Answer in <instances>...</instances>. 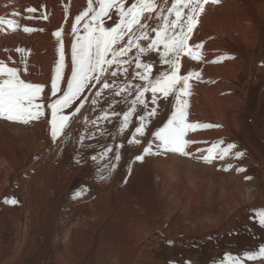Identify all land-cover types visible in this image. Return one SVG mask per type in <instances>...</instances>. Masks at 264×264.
Listing matches in <instances>:
<instances>
[{
    "label": "bare ground",
    "instance_id": "bare-ground-1",
    "mask_svg": "<svg viewBox=\"0 0 264 264\" xmlns=\"http://www.w3.org/2000/svg\"><path fill=\"white\" fill-rule=\"evenodd\" d=\"M28 7L37 11L29 14ZM86 7L87 0H0V17L20 25L16 31L0 25V60L22 67L25 58L27 74L21 72L22 78L46 85L45 118L27 124L0 118V264H176L182 258L192 264L204 261L206 246L215 244V238L221 242L217 257L242 256L253 234L240 230L264 209V0H219L206 5L199 17L189 44L203 42V59L181 58L182 75L200 73V79L190 81L188 121L220 127L188 133L186 139L196 141L186 148L193 155L158 148L148 134L166 122L172 97L159 101V114L140 145L127 140L143 112L132 117L123 134H117L122 117L84 123L83 116L95 120L108 107L113 97L107 90L95 109L86 103L72 119L70 139L52 141L47 104L54 99L50 82L59 60L53 33L63 28L66 82L72 70L74 18ZM45 13L47 20L41 18ZM24 26L43 31L26 33ZM225 54L234 58L213 62ZM144 60L153 63L154 75L167 68L155 52ZM146 99L151 107V93ZM114 108L126 110L121 104ZM221 138V147L235 143L233 152L245 155L217 156L210 162L199 158ZM149 141L153 147L145 154ZM106 146L113 151L100 157ZM137 155L143 160H135ZM205 191L213 193L216 206L201 211L202 202L212 203ZM5 197L18 203H5ZM256 243H264V237ZM243 264H264V258H243Z\"/></svg>",
    "mask_w": 264,
    "mask_h": 264
},
{
    "label": "snow or ice",
    "instance_id": "snow-or-ice-1",
    "mask_svg": "<svg viewBox=\"0 0 264 264\" xmlns=\"http://www.w3.org/2000/svg\"><path fill=\"white\" fill-rule=\"evenodd\" d=\"M218 2L219 0H87V7L74 18L72 26L74 38L71 44L72 70L66 82L63 28L53 33L59 45V60L55 64L50 82V97L54 99L47 104V109H50L48 122L52 141L56 142L61 137L65 142L70 139L71 133L67 132V129L71 126L72 119L81 113L86 103L95 109L107 90L113 97L108 101V107L101 108V115L95 120L90 121L87 116H83L84 123L95 125L99 120L111 122L113 118L122 117L118 119L117 134H123L132 123V117L137 115L138 111L143 112L138 115V126H135L131 138L127 140L130 145H140L141 138L148 132V125L159 114V101L163 99L169 102V97H172L170 115L166 122L148 134L154 141L159 142L156 145L158 148L193 155L186 151V148L196 141L186 139L188 133L197 128L220 125L194 124L188 121L189 105L186 98L191 94L190 81L193 78L200 79V73L189 70L182 75L181 58L188 56L196 61L203 59L199 51L203 48V42L190 45L189 41L199 23L200 15L205 11V6ZM25 11L31 14L37 9L28 7ZM113 16L116 19H113ZM26 18L33 19L31 15ZM41 18L47 20L48 16L45 13ZM108 21L112 22L110 26ZM2 24H6L10 31L20 28L15 19L0 17V25ZM22 30L26 33L43 31L27 26ZM16 51L23 53L25 49L17 48ZM153 52L158 54L159 63L167 66L158 75L153 74V63L144 60L147 54ZM233 58L225 54L213 62ZM11 59L9 57V60ZM20 64L22 67H11L4 60H0V118L27 124L46 117L42 96L46 85L24 80L21 72L27 74L26 59L22 57ZM120 77L123 79H119ZM135 80L142 83H133ZM92 89L95 91L92 92ZM147 93H151V107L146 99ZM115 97L121 99L117 100ZM38 100L41 102H37ZM117 104L123 105L126 110L117 112L114 108ZM69 109L71 111L66 113L65 110ZM104 131L101 130V134H104ZM84 139L83 135L79 137L81 143ZM221 145H224L222 138L207 149V155L199 158L210 162L217 156L223 159L229 154L236 158L245 155L244 151L233 152L237 148L235 143H227L224 147ZM120 147H123V144L117 146ZM152 147L153 141H149L143 148V153H149ZM112 151V146H106L98 155L104 157ZM143 158V155H137L135 160ZM92 159L96 160L97 157L93 156ZM114 159L117 162L121 159L118 150L114 154ZM231 167L232 165H228V168ZM100 178L106 179L104 176ZM81 192L76 195H80ZM4 202L13 205L18 203L15 197H5ZM256 220L264 227V209L257 212ZM243 258L250 261L264 258V244L260 245L257 251H245L242 256L228 253L219 264H243Z\"/></svg>",
    "mask_w": 264,
    "mask_h": 264
},
{
    "label": "rangeland",
    "instance_id": "rangeland-1",
    "mask_svg": "<svg viewBox=\"0 0 264 264\" xmlns=\"http://www.w3.org/2000/svg\"><path fill=\"white\" fill-rule=\"evenodd\" d=\"M0 167H3V165L1 164ZM205 199H209L212 201V203H210L208 200H205L204 202H202L199 206V210L201 211H204V210H207L208 208H214L216 205H215V196L213 195L212 192L210 191H205ZM253 218V219H252ZM251 218V220H248L244 225H243V229H241V233L244 234V235H247L248 233L249 234H253L251 235L252 236V239H251V242H248V251H257L259 249V246L264 244V243H256V244H253V240H257L261 237H264V227H261L258 223H257V220H256V215H253ZM255 218V219H254ZM255 222V223H254ZM258 226V227H257ZM260 226V227H259ZM257 227V228H256ZM237 232V231H236ZM257 232V233H256ZM258 234V235H257ZM214 243L213 245L209 244L206 246V250H205V253L203 254V258H204V261H200L198 263H192V264H219V261L222 259L220 257H217L216 255V251L215 249L219 248V246H221V242H220V239L219 238H215L214 240ZM211 245V247H210ZM215 245V246H214ZM257 245V246H256ZM259 245V246H258ZM212 248V249H210ZM246 248V249H247ZM210 250V252H209ZM214 251V252H212ZM213 254V255H212ZM233 256H235V254H232ZM225 257H226V253H225ZM224 257V258H225ZM218 259V260H217ZM220 259V260H219ZM191 260L190 259H181V261L177 262L176 261V264H190Z\"/></svg>",
    "mask_w": 264,
    "mask_h": 264
}]
</instances>
